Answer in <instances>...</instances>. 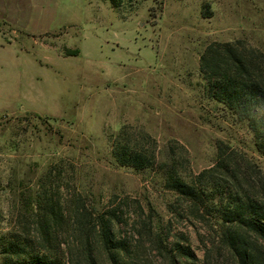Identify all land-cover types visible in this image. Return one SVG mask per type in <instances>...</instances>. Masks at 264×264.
Here are the masks:
<instances>
[{
    "label": "rangeland",
    "instance_id": "374dc122",
    "mask_svg": "<svg viewBox=\"0 0 264 264\" xmlns=\"http://www.w3.org/2000/svg\"><path fill=\"white\" fill-rule=\"evenodd\" d=\"M55 3L61 20L36 45L11 36L32 47L30 66L10 51L6 66L0 62V230L40 240L30 203L54 196L71 219L55 240L71 264H113L96 243L91 259L79 253L73 215L80 206L118 210L132 264H169L152 243L158 226L203 262L215 233L157 174L118 166L113 142L125 128L159 163L184 162L186 179L215 165L222 142L264 173L253 134L210 97L200 73L213 43L240 41L264 54V0H142L121 11L107 0ZM214 257L211 264H234Z\"/></svg>",
    "mask_w": 264,
    "mask_h": 264
},
{
    "label": "trees",
    "instance_id": "16d2710c",
    "mask_svg": "<svg viewBox=\"0 0 264 264\" xmlns=\"http://www.w3.org/2000/svg\"><path fill=\"white\" fill-rule=\"evenodd\" d=\"M107 1L112 9L121 11L142 0ZM65 53L66 57L80 55L79 50ZM200 73L210 97L247 126L254 136L256 151L264 157V54L240 41L213 43L200 58ZM126 135L124 128L113 142L115 163L139 173L157 174L163 188L186 205V212L215 233L216 242L206 246L205 259L200 262L191 247L172 240V236L165 238L158 226L152 243L169 264H211L214 256L222 255L234 264H264V173L256 163L221 142L215 165L200 174H189L186 179L181 170L185 169L184 162L159 163L156 154L132 143ZM30 207L37 212L40 240L31 239L26 232L0 230L1 264H71L67 255L61 254V245L55 244L60 231L71 220L65 209L54 196L41 194ZM170 207L174 212V204ZM117 211L108 209L92 214L84 206L74 209L73 234L80 254L91 259V248L96 243L113 264H132L126 258L132 253V246L120 236L121 218Z\"/></svg>",
    "mask_w": 264,
    "mask_h": 264
},
{
    "label": "crops",
    "instance_id": "0c3cea01",
    "mask_svg": "<svg viewBox=\"0 0 264 264\" xmlns=\"http://www.w3.org/2000/svg\"><path fill=\"white\" fill-rule=\"evenodd\" d=\"M58 5L55 0H0V62L2 64L6 66L3 55L10 51L13 58L21 61L25 68L30 66V60L34 57L32 47L26 44L20 45L11 36L14 35L17 40L19 36H24L35 42L37 36L49 35L54 24L57 26L63 15L57 18Z\"/></svg>",
    "mask_w": 264,
    "mask_h": 264
}]
</instances>
